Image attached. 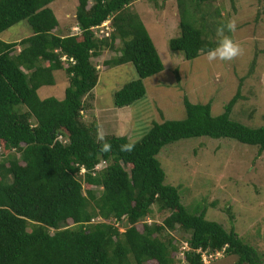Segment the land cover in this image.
Returning <instances> with one entry per match:
<instances>
[{"label": "trees", "instance_id": "1", "mask_svg": "<svg viewBox=\"0 0 264 264\" xmlns=\"http://www.w3.org/2000/svg\"><path fill=\"white\" fill-rule=\"evenodd\" d=\"M53 1L0 0V33L21 20L31 29L18 41L0 39V152H7L0 156V264H174L178 247L169 233L176 227L188 233L180 264H205L202 252L216 251L236 255L235 264H264L233 228L207 219L204 210L189 213L178 189L164 183L157 159L165 145L201 136L231 138L261 153L264 125L250 127L230 117L238 91L218 115L211 101L193 103L185 95L184 118L154 121L135 141L105 135L112 149L101 152L97 123L82 119L85 98L98 83L92 59L110 47L118 55L106 64L131 63L137 73L114 91L115 107L142 99L144 79L164 65L129 7L137 0H77L76 34L57 33ZM175 1L180 29L169 48L191 60L218 43L205 34L203 12L204 22H197V11L214 0ZM105 21L111 31L98 39L93 30ZM59 70L68 83L63 99L39 97L38 89L53 85ZM129 142L134 150L122 152ZM154 204L169 212L162 223L145 220ZM97 217L102 220L91 222ZM123 221L120 232L116 224Z\"/></svg>", "mask_w": 264, "mask_h": 264}, {"label": "rangeland", "instance_id": "2", "mask_svg": "<svg viewBox=\"0 0 264 264\" xmlns=\"http://www.w3.org/2000/svg\"><path fill=\"white\" fill-rule=\"evenodd\" d=\"M49 6L59 21L57 33L79 32L75 20L77 0H54ZM129 7L143 21L164 68L144 79L146 95L142 99L130 106L115 107L114 91L136 79L137 73L131 63L106 64L118 53L105 47L92 59L99 77L85 98L83 121L102 126L105 135H125L135 141L154 121L184 118L185 95L193 103L211 101V112L218 115L238 91L230 117L250 127L264 125V0H214L197 11L198 25L206 22L205 34L209 40L219 41L216 29L222 23L237 22V30L225 34L242 46L243 55L233 61L213 63L207 61L206 53L186 60L180 51L169 48V39L178 36L180 29L175 0H137ZM200 12L204 14V21L200 19ZM109 23L105 21L93 30L98 39L105 36V25ZM29 35V25L21 20L2 31L0 39L11 42ZM115 45L121 46L118 41ZM54 78L53 85L38 89L39 97L63 99L68 85L65 72L55 71ZM6 153L3 150L0 156ZM157 159L166 174L164 183L178 189L189 213L204 210L207 219L218 222L226 230L233 228L242 241L253 246L264 259V150L258 153L257 146L231 138L201 136L165 145ZM151 208V214L145 218L148 223H162L169 214L159 211L157 204ZM101 220L97 217L91 222ZM141 224L137 223V227L141 228ZM116 225L123 232L127 224L123 221ZM169 236L178 247L174 264H180L184 261L188 233L176 227ZM236 260V255L222 252L205 264H235Z\"/></svg>", "mask_w": 264, "mask_h": 264}, {"label": "clouds", "instance_id": "3", "mask_svg": "<svg viewBox=\"0 0 264 264\" xmlns=\"http://www.w3.org/2000/svg\"><path fill=\"white\" fill-rule=\"evenodd\" d=\"M236 30L237 22L235 20H228L216 29L219 41L214 48L208 49L206 52V59L209 63L216 61L229 62L243 55L244 49L242 46L229 35L225 34L226 31L228 33H234ZM96 140L100 145L101 152L107 153L111 151L112 146L107 142L102 126H97ZM120 150L122 152H130L134 150V144L131 142L122 144Z\"/></svg>", "mask_w": 264, "mask_h": 264}, {"label": "built area", "instance_id": "4", "mask_svg": "<svg viewBox=\"0 0 264 264\" xmlns=\"http://www.w3.org/2000/svg\"><path fill=\"white\" fill-rule=\"evenodd\" d=\"M105 22L102 23V25H104ZM106 26V31L104 32L105 36H107L110 32V26L109 25H105ZM78 28V27H77ZM101 34H103V30H101ZM85 169L82 167L80 172L84 173ZM223 251H216L214 253H207V252H202V260L204 263H208L209 259L213 258V257H217L218 255H220Z\"/></svg>", "mask_w": 264, "mask_h": 264}]
</instances>
